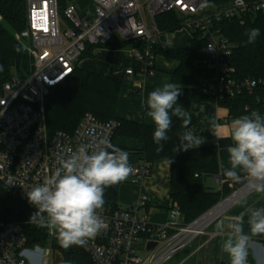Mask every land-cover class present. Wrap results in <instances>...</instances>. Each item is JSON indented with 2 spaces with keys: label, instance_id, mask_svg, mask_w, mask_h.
Segmentation results:
<instances>
[{
  "label": "built area",
  "instance_id": "2783aa9c",
  "mask_svg": "<svg viewBox=\"0 0 264 264\" xmlns=\"http://www.w3.org/2000/svg\"><path fill=\"white\" fill-rule=\"evenodd\" d=\"M88 1L94 6L92 18L80 15L72 4L62 10L59 0H26V28L15 38L28 42L32 69L24 78L14 75L0 87V190L23 200L33 211L27 192L54 172L58 155L89 142L92 135L107 136L113 142L117 123L101 121L91 113L83 116L73 134L48 135L46 97L73 74L89 46H105L115 40L132 42L133 63L124 70L126 80L134 83L153 77L160 56L157 52L172 48V32L162 31L157 18L175 13L182 20L180 29L189 31L191 38L197 34L203 42V66L208 74L203 95L216 102L254 94L264 87V81L236 76L230 64L232 45L221 26L225 21L244 24L248 16L264 13V0H232L221 7L207 0ZM131 167L129 178L136 186L153 169L143 158ZM242 181L241 188L232 185L234 192L222 203L256 192L249 186L250 177L245 174ZM141 211H145L143 216ZM152 213L143 193L126 209L105 203L99 215L106 229L82 247L94 264H168L216 220L204 228L197 226L201 219L186 223L176 204L164 222H153ZM28 224L29 220L24 223ZM48 233L49 237L55 235L49 229ZM151 243L154 247L149 248ZM41 249L27 246L23 224L0 222V264H49V250L43 257ZM140 251L146 254L140 256Z\"/></svg>",
  "mask_w": 264,
  "mask_h": 264
},
{
  "label": "trees",
  "instance_id": "16d2710c",
  "mask_svg": "<svg viewBox=\"0 0 264 264\" xmlns=\"http://www.w3.org/2000/svg\"><path fill=\"white\" fill-rule=\"evenodd\" d=\"M209 4L224 6L232 0H207ZM61 9L69 4L68 0H59ZM0 14L4 24L0 25V87L14 75L24 78L32 69L29 48L15 38V34L26 28V0H0ZM181 18L175 13L161 15L157 24L162 31L175 32L181 27ZM223 34L232 45L230 64L241 79L264 81V13L248 16L244 24L237 21H225L221 24ZM253 28L260 29L255 43H246V33ZM132 42L115 40L105 46L112 49H129ZM202 40L197 34L189 41V48L158 51L179 63L172 75V82L180 86L182 94L178 98L180 106L189 111L192 104H212L225 108L232 118L249 114L256 110L264 114V87L254 94H244L234 99L212 101L202 93L208 74L201 52ZM89 46L85 55L89 54ZM129 84L124 80H115L109 76L77 67L73 74L62 84L52 88L46 97V119L48 135L56 133L73 134L86 113H91L101 121L117 123L114 141L118 137L138 140L142 148L139 155L152 166L161 160H171L170 164V200L182 212L185 222L192 223L209 212L223 198L231 195L232 190L215 192L205 185V177L219 173V152L216 146L200 147L188 151L174 152L178 144V134L185 131L182 121L173 117L172 129L168 133L164 151L158 153L153 143L154 126L119 119L116 115L120 91ZM124 150V149H123ZM127 151V150H125ZM128 152V151H127ZM196 175L198 177H196ZM106 204L114 209L118 206L117 185L109 186L104 193ZM34 211L23 200L0 190V222L23 224V233L29 248L50 249L62 255L68 264H94L89 253L82 246L62 248L55 237H49L48 229L35 223L24 225Z\"/></svg>",
  "mask_w": 264,
  "mask_h": 264
},
{
  "label": "clouds",
  "instance_id": "9594fccd",
  "mask_svg": "<svg viewBox=\"0 0 264 264\" xmlns=\"http://www.w3.org/2000/svg\"><path fill=\"white\" fill-rule=\"evenodd\" d=\"M130 23L128 20V25ZM246 35V43H255L260 29L253 28ZM181 94V88L175 82H164L150 91L145 101V116L154 125L152 140L158 153L164 151L170 140L168 133L173 117L183 121L186 128L178 134L179 142L173 147L174 152L195 149L205 142L202 136L188 129L191 116L183 106H178ZM230 139L228 167L223 161L218 162L221 175L229 181L239 182L244 173L251 178L249 186L257 193H264V114L253 110L234 118ZM56 163L54 172L27 192L28 201L35 209L29 222L52 231L64 249L84 246L107 227L99 215L106 203L104 193L107 187L125 181L131 174L129 153L115 146L107 136L92 135L89 142L58 155ZM245 216L248 217V233L244 231ZM216 229L221 232L227 229V238L221 241L220 248L221 253L229 257L230 264H246L251 236L264 234V207L246 208L231 222L217 223Z\"/></svg>",
  "mask_w": 264,
  "mask_h": 264
},
{
  "label": "crops",
  "instance_id": "0c3cea01",
  "mask_svg": "<svg viewBox=\"0 0 264 264\" xmlns=\"http://www.w3.org/2000/svg\"><path fill=\"white\" fill-rule=\"evenodd\" d=\"M69 4L74 5L80 15L89 18L93 17L94 6L92 7L90 5L92 8L90 11L79 3L69 2ZM173 33L174 32L171 34ZM185 46L186 45H181L180 47L172 48H189V46ZM89 51V54L79 60L77 67L109 76L118 81H127L124 70L133 63L129 49L92 47ZM178 66L179 63L177 61L165 56H159L156 62L157 71L153 77L134 83L127 81L129 86L122 88L120 91L116 113L117 117L126 121L154 126L152 121L145 116V101L150 91L157 87H161L164 82H172V75L177 70ZM178 104L180 103L178 102ZM187 112L191 116V123L188 125V129L195 131L205 140L198 148L216 146L219 152V161H223L225 167H228L227 147L232 144L230 132L231 121L234 119L230 117L229 111L212 104H192ZM216 124L220 125V127L216 128ZM182 125L185 128L183 121ZM114 145L128 151L131 165L136 164L142 158V156L139 155L142 145L138 140L118 137L114 141ZM244 176L245 174L241 173L240 181L243 180ZM208 177L212 178L213 181L211 182L208 180L207 186L212 188L215 192L223 193L228 189L234 192L232 185L236 182L229 181L226 177L221 175L220 169L217 176H207L205 179ZM122 183H125V181L116 184L118 201L119 186ZM134 193L135 199L136 196L138 198L140 193L148 197L149 206L153 209V213L150 217L153 222H164L172 206L170 200L169 160L156 162L153 165L150 177L144 180L140 186L134 188ZM252 207H264V193L253 192L234 203L227 209L221 219L215 220L202 235L196 238L194 242L178 254L180 255V260L176 264H230L229 257L227 254H222L220 248L221 241L227 238V229L223 232L218 231L216 229V224L221 221L227 224L231 222L235 216L245 211L246 208ZM119 208L122 207L119 206ZM144 214L145 211L140 212V216ZM247 218V216L244 218V231L246 233L249 232ZM246 264H264V234L251 236L247 248Z\"/></svg>",
  "mask_w": 264,
  "mask_h": 264
},
{
  "label": "rangeland",
  "instance_id": "374dc122",
  "mask_svg": "<svg viewBox=\"0 0 264 264\" xmlns=\"http://www.w3.org/2000/svg\"><path fill=\"white\" fill-rule=\"evenodd\" d=\"M68 2L79 3L84 8H87L90 11L92 10L91 6L93 7V4L90 1H88V0H68ZM172 35H174V36H172ZM169 38H170V40L172 42V47L173 48L180 47L181 45H186L185 47H188L189 46V39L191 38V34L187 30H181L180 29V30L175 31L173 34H170ZM23 45L29 48L28 42H23ZM208 180H210L211 182L213 181L212 178H210V177L206 178L205 179V181H206L205 185L206 186L208 185V183H207ZM136 187H137L136 185L131 184L130 178H127L125 180V183L120 184V186H119V201H118V203H119V206H121L123 209L132 207V206H134L136 204L137 196H136V199H135V193H134V188H136ZM229 196H227V197H229ZM227 197L223 198L218 204H220L224 200H226ZM216 206H214V207H216ZM225 212L221 216H219L216 219V221L221 219L223 217V215L225 214ZM41 250H42L43 257L46 256V251L49 250L50 253L47 256L49 264H63V262H64L63 261V257H62V255L60 253L51 251L49 248L48 249H41ZM139 254H140V256H144L146 254V252L145 251H140ZM179 260H180V255H177L168 264H176Z\"/></svg>",
  "mask_w": 264,
  "mask_h": 264
},
{
  "label": "bare ground",
  "instance_id": "6f19581e",
  "mask_svg": "<svg viewBox=\"0 0 264 264\" xmlns=\"http://www.w3.org/2000/svg\"><path fill=\"white\" fill-rule=\"evenodd\" d=\"M239 200V197H233L229 199L228 201L220 204L217 206L214 210L209 212L206 216H204L197 226H200L201 228H204L207 224L217 219L219 216H221L228 208H230L234 203Z\"/></svg>",
  "mask_w": 264,
  "mask_h": 264
},
{
  "label": "water",
  "instance_id": "95a60500",
  "mask_svg": "<svg viewBox=\"0 0 264 264\" xmlns=\"http://www.w3.org/2000/svg\"><path fill=\"white\" fill-rule=\"evenodd\" d=\"M244 185V181H239V182H236L235 184H234V186L236 187V188H241L242 186ZM220 204H218L217 206H219ZM216 206V207H217ZM216 207H214L213 209H211L209 212H211L212 210H214ZM209 212H207L204 216H206ZM204 216H202V217H200L199 219H202ZM198 219V220H199ZM152 247H154V244L153 243H151V244H149V248H152Z\"/></svg>",
  "mask_w": 264,
  "mask_h": 264
}]
</instances>
